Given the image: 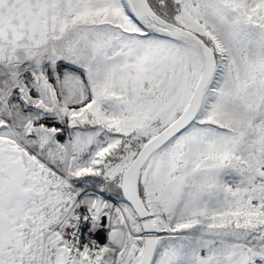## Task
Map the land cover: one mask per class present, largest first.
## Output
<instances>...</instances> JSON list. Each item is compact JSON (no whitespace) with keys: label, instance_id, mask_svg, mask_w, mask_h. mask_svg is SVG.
<instances>
[{"label":"snow or ice","instance_id":"1","mask_svg":"<svg viewBox=\"0 0 264 264\" xmlns=\"http://www.w3.org/2000/svg\"><path fill=\"white\" fill-rule=\"evenodd\" d=\"M0 264H264V0H0Z\"/></svg>","mask_w":264,"mask_h":264}]
</instances>
